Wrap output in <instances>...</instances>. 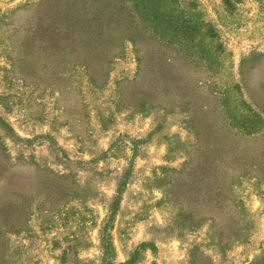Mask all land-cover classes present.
<instances>
[{"label": "rangeland", "instance_id": "374dc122", "mask_svg": "<svg viewBox=\"0 0 264 264\" xmlns=\"http://www.w3.org/2000/svg\"><path fill=\"white\" fill-rule=\"evenodd\" d=\"M156 2L210 61L146 31L133 0H0L12 264H264V0ZM95 7L99 34L77 17Z\"/></svg>", "mask_w": 264, "mask_h": 264}, {"label": "trees", "instance_id": "16d2710c", "mask_svg": "<svg viewBox=\"0 0 264 264\" xmlns=\"http://www.w3.org/2000/svg\"><path fill=\"white\" fill-rule=\"evenodd\" d=\"M85 1L88 2L89 0ZM111 1H114L115 3H123L125 0ZM156 1L157 0H148V4L144 6L147 9L141 12V9H139L138 7V5L141 4L140 0H133V5L135 7V18L138 23H142L143 28L149 33L153 34L155 37H158L161 42L180 44L183 47V51L185 53L184 55H188L193 58H200L201 60L203 59L206 61H210L209 55L204 53V51L200 49V45L198 43H194V34L196 33L194 31L197 28L196 24L190 23V21H186L183 18H172L165 15V11H163L162 6L156 4ZM84 16L85 15H81L80 12L77 15L78 19H80L79 25H81L83 22L84 24L86 23L87 25H90V27H95L94 30L99 34L101 32L100 28L102 27V23H100L101 17L99 13H97V7H95V9H92L90 13H87L85 17ZM69 33L70 32H67L65 36L66 41L71 39L74 42H77V38H75L72 33ZM96 40L99 43L100 39H94V41ZM83 42L84 41H82V43ZM67 45H73V42H70L69 44L66 43V46ZM187 48L191 49L188 50ZM245 125L250 126V123H245ZM100 234L102 236L101 243L103 249V257L105 259H110L112 254L110 235L106 231V229H103ZM71 249V246H66L63 249L62 254L66 255V253H68ZM61 259H64L63 255ZM60 262L63 264L74 263H65L63 261ZM0 264H12V261L5 253V251H0Z\"/></svg>", "mask_w": 264, "mask_h": 264}]
</instances>
